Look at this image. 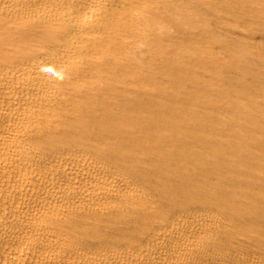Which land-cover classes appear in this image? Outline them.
Here are the masks:
<instances>
[{
	"label": "bare ground",
	"instance_id": "6f19581e",
	"mask_svg": "<svg viewBox=\"0 0 264 264\" xmlns=\"http://www.w3.org/2000/svg\"><path fill=\"white\" fill-rule=\"evenodd\" d=\"M0 264H264V0H0Z\"/></svg>",
	"mask_w": 264,
	"mask_h": 264
}]
</instances>
